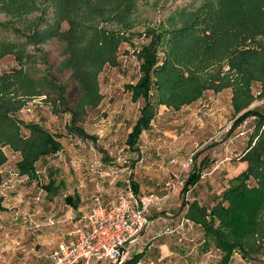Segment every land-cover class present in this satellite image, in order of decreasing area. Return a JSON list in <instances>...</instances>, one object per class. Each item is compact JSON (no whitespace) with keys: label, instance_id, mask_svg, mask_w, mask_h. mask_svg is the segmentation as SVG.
I'll return each mask as SVG.
<instances>
[{"label":"rangeland","instance_id":"obj_1","mask_svg":"<svg viewBox=\"0 0 264 264\" xmlns=\"http://www.w3.org/2000/svg\"><path fill=\"white\" fill-rule=\"evenodd\" d=\"M263 25L264 0H0V74L10 75L19 68L37 78L51 74L57 84L65 87L62 96L66 100V104L63 100L59 103L61 92L43 81L42 94L27 99L17 112L23 122L38 123L59 136L63 149L37 163L35 179H23L14 174L19 154L5 148L9 161L3 166L6 171L0 172L4 205L0 209V264H48L53 247L67 239L72 229L70 216L76 214V209L65 203L66 195H78L81 206L98 192L116 190L118 185L112 183V176L90 170L96 159L104 163L101 170L106 165L115 169L128 166V170L120 172L122 178L133 168V182L141 185L140 195L165 192V182L171 181L180 169V164L171 163L173 158L180 162L194 158L182 179L205 159V183L190 196L201 195L203 204L212 207L206 182L210 181L208 185L215 194L222 191L221 179L238 170L249 140L254 137L256 141L263 129H255L257 119L252 116L229 132L240 114L254 108L264 110ZM255 26L254 36L244 40L238 50L259 49L258 77L247 81L229 58L218 57L207 68V72L221 75L216 88L206 89L197 100L180 109L158 106L151 128L140 137L139 151L129 148L127 136L144 100L133 102L126 85L140 77L139 53L145 44L156 40L157 65H163L168 51L174 48L176 35L184 28L196 35L197 46L207 49L214 41L231 39L235 31L246 33ZM100 32H115L122 40L117 64L107 63L99 74L103 100L97 107H87L86 115L75 124L83 129L80 132L71 127V112L63 110H71L79 97L72 69L64 65L80 42L83 54L88 45L92 48L87 35ZM80 35L83 40L75 41ZM188 43L192 45L193 40ZM11 44L20 50L13 51L7 46ZM200 73L205 75L206 71ZM11 79L19 82L22 77L14 73ZM44 95L47 98L41 104L34 103L33 112L22 111L29 102ZM236 97L249 103L239 113L233 104ZM55 101L60 112L53 108ZM22 133L28 135L29 130L23 127ZM51 178L58 185L55 192L43 188ZM182 200L183 193L177 190L162 201V210L157 213L179 214ZM195 234L199 239L197 231ZM255 242V247L260 246L258 250H249L248 258L236 252L229 264H264V235ZM205 246L206 250L215 249L211 240Z\"/></svg>","mask_w":264,"mask_h":264},{"label":"trees","instance_id":"obj_2","mask_svg":"<svg viewBox=\"0 0 264 264\" xmlns=\"http://www.w3.org/2000/svg\"><path fill=\"white\" fill-rule=\"evenodd\" d=\"M17 30V29H16ZM176 35L175 43L167 54L163 65H157V44L152 39L145 44L139 53L140 77L135 83H129L126 88L131 91L133 101L144 100L140 115L133 125L132 131L127 137L130 149L139 151V140L144 130L151 128V122L156 116L158 106L161 104L180 109L183 105L191 104L197 100L208 88H216L219 73L217 71L207 72V68L214 65L218 57L229 58L232 66L250 79L258 77L260 58L259 49L238 50L244 40L254 36L256 26L248 29L246 33L235 31L231 39L219 43L214 41L207 49L197 46L196 35L190 34L182 29ZM18 31V30H17ZM19 32V31H18ZM264 35V25L261 29ZM44 34V33H42ZM47 36L46 34H44ZM42 41L48 38H41ZM75 41L83 40L82 36L74 38ZM87 40L92 42V48L87 46L82 53V43L74 47L73 55L66 59L64 68L72 69V78L77 83L79 97L71 112V127L73 130L84 132L77 127L76 122L86 115L87 107H97L103 94L100 91L99 74L104 66L117 64V52L121 42L120 35L115 32H100L87 35ZM189 40H193L189 45ZM4 44L7 40H1ZM73 42V41H72ZM11 46L13 51L20 50L17 45ZM214 46V47H213ZM97 47V49H93ZM215 47H218L217 50ZM96 55V56H95ZM95 56V57H94ZM94 57V61L92 58ZM18 58V56H17ZM185 68L188 74H185ZM206 71L202 75L200 71ZM20 74L21 81L11 79V76ZM14 73L0 74V166L7 161L4 147L10 146L14 151L21 154L17 167L21 174H27L36 178V163L44 156L54 154L61 149L58 137L42 127L38 123L23 122L17 117V112L25 104L27 99L42 94L43 81L48 82L59 92V103L66 100L62 96L65 87L57 84L50 74L37 78L30 71L16 69ZM243 97H236L233 101L237 113L248 107L249 103L243 102ZM55 112H60L57 101L54 102ZM256 117L255 129L262 132L249 140V144L241 161L246 162V167L237 174L227 178L225 188L213 198L212 207H208L198 200L188 201L185 195L202 178V171L207 162L202 159L198 166L194 165L185 179L182 193L184 199L181 208L187 207L186 217L199 224L204 232L206 242L211 240L222 252V263L229 264L234 253L238 252L248 258L249 250H258L255 240L264 235V110L249 109L240 114L233 123L229 132H234L249 117ZM23 127L29 130L28 135L22 133ZM254 182V183H252ZM55 179H50L44 187L47 191L57 190ZM134 189L139 193L138 184L133 182ZM66 202L76 205L75 198L68 195ZM0 208L1 199H0ZM134 256L133 259H136Z\"/></svg>","mask_w":264,"mask_h":264},{"label":"built area","instance_id":"obj_3","mask_svg":"<svg viewBox=\"0 0 264 264\" xmlns=\"http://www.w3.org/2000/svg\"><path fill=\"white\" fill-rule=\"evenodd\" d=\"M46 96L37 97L24 106L31 113L34 103L41 104ZM51 103V102H50ZM194 158L180 162V170L167 184L172 194L183 182V174L193 164ZM207 173L202 172V178ZM154 194L140 195L127 179L119 186L114 197L104 202L97 196L91 209L76 221L74 240H63L50 254L51 264H127L142 241L143 233L151 226V207L159 202ZM173 230L167 229V232Z\"/></svg>","mask_w":264,"mask_h":264},{"label":"crops","instance_id":"obj_4","mask_svg":"<svg viewBox=\"0 0 264 264\" xmlns=\"http://www.w3.org/2000/svg\"><path fill=\"white\" fill-rule=\"evenodd\" d=\"M44 96H46V95H44ZM131 99H132V95H131ZM132 101H133V99H132ZM138 101H133V102H138ZM163 105L164 104H161L160 106H163ZM165 106H167V105H165ZM22 111L25 113V111L23 109H22ZM25 114H27V112ZM156 114H157V112H156ZM17 117L21 120L23 119V118L19 117V115H17ZM71 118H72V116H71ZM132 128H133V126H132ZM131 131H132V129H131ZM144 131H146V130H144ZM129 133H128V135H129ZM57 137H58V140L61 142V149L59 150V151H61L63 149V144H62V141L60 140V137L59 136H57ZM7 147L10 148V150L12 152L19 154V159L17 160V162H18L21 158V154L19 152L14 151L10 146L4 147V151H5V148H7ZM58 152H56V153H58ZM5 153H6V151H5ZM56 153H54V154H56ZM6 155H7V153H6ZM44 157H46V156H44ZM7 158H8V155H7ZM42 158L38 162H40L42 160ZM8 161H9V158L7 159V161L3 165L0 166V172L1 173L6 171V169H4L3 166ZM37 163H36V173L38 172L37 171ZM176 164H178V163H176ZM103 166H104V163L101 161V159H96L94 162H92L90 164V170L93 171V173L99 172L102 174V176H112V183L113 184L115 183V185H118L116 187V190L119 186L124 184L127 179H130L133 183V168H131L128 171V174L125 178H122V175H120V172H122L124 170H128V166L123 167L121 169H119V168L115 169L111 165H106L107 168H105L104 170H101V168ZM238 166H239V168L237 171H235V172L230 171V172H232L231 175L237 174L239 171L244 169L246 167V162L240 161V162H238ZM16 167H17V163H16ZM178 170H180V169H178ZM187 171H188V169L186 170V172ZM14 174L23 178V179L24 178L35 179V178L29 177L27 174H21L19 172L18 167L14 171ZM51 179H54V178H51ZM185 179H183L182 184L177 189V190L181 191V193H182V188H183ZM203 179L204 178H201V180L195 186H193L190 189V191H188V193L185 195V197L188 201L191 202L194 200H198L200 203H203V201L201 200V198H202L201 195L199 196V195L195 194L194 196H190V193L196 187H198L203 182L205 183V180H203ZM221 180H222V185H223V188L221 190H223L225 188L224 186L227 182V179H224V177H223V179H221ZM169 182H170L169 180L165 182V187H164L165 192L162 195L156 194L155 192L149 193V194L156 195L157 197H159L160 200L158 203H156L155 205H153L151 207L150 216L152 219V224L143 233L142 241H141L140 245L137 246V248L135 249V252H134L131 260L128 261V264H223L221 261L222 252L216 246L214 247L215 248L214 250H212V248H210V249L207 248V250L205 249L206 248V246H205L206 238H205L203 229L199 224H196L195 222H193L192 220H190L186 217L187 207L182 209L181 208L182 202L180 205V209H179L180 213L179 214H177L174 211L167 212V213H157L158 211L160 212L162 210L159 207V205L162 204V201L171 198L174 195V193L177 191V190H175L174 193L168 194L169 191H168L167 184ZM209 182L210 181L206 182V185H207L206 193H208L211 197V198H208V200L213 201V198L215 197L216 194L214 193L215 190L213 189V187L211 185H208V184H210ZM135 183L138 184V188H139L138 192L141 193V189H140L141 185L138 182H135ZM43 188H45V187H43ZM116 190L113 191L112 193H105L102 191L98 192L99 194H95L89 202H87L85 205L83 204L81 206H80L81 199L78 195H76L75 193L74 194H68V195L74 196L76 205H71V204L67 203L66 200H65V203L67 205L71 206L73 209H76V214H73L70 216V219L72 222V229L68 232L67 239H64V240L71 241V240H74L76 238V235L73 234V231L75 229L77 218L81 214L86 213L91 209V207L94 205L95 197L99 196L102 198V200L104 202H107L114 197ZM220 192H222V191H220ZM220 192H217V194H219ZM68 195H66V197ZM0 199H1V206L3 207L0 209L3 210L4 209L3 197L0 196ZM183 199H184V194H183ZM167 229H171L173 231L167 232ZM196 231H197V234L199 235V239L195 236ZM58 243H57V245H58ZM57 245H55L53 247V249ZM52 250H51V252H52ZM51 252H50V254H51ZM209 254L210 255L212 254V256H210ZM134 256H137L136 259H133ZM48 264H51V260Z\"/></svg>","mask_w":264,"mask_h":264}]
</instances>
